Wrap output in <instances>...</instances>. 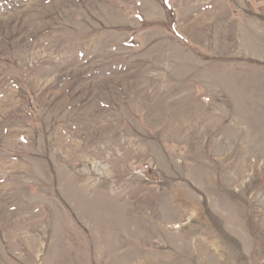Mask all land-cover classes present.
<instances>
[{
	"label": "rangeland",
	"instance_id": "rangeland-1",
	"mask_svg": "<svg viewBox=\"0 0 264 264\" xmlns=\"http://www.w3.org/2000/svg\"><path fill=\"white\" fill-rule=\"evenodd\" d=\"M0 264H264V0H0Z\"/></svg>",
	"mask_w": 264,
	"mask_h": 264
}]
</instances>
